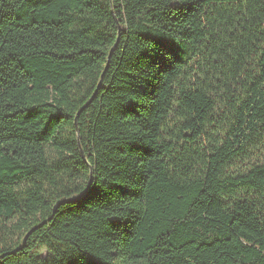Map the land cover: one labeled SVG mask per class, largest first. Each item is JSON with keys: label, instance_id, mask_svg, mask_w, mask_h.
Wrapping results in <instances>:
<instances>
[{"label": "trees", "instance_id": "obj_1", "mask_svg": "<svg viewBox=\"0 0 264 264\" xmlns=\"http://www.w3.org/2000/svg\"><path fill=\"white\" fill-rule=\"evenodd\" d=\"M0 264H264V0H0Z\"/></svg>", "mask_w": 264, "mask_h": 264}]
</instances>
